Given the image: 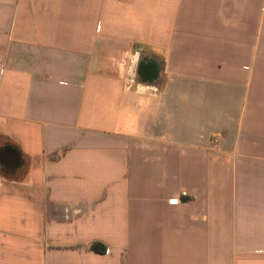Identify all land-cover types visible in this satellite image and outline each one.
<instances>
[{"label": "crops", "instance_id": "obj_1", "mask_svg": "<svg viewBox=\"0 0 264 264\" xmlns=\"http://www.w3.org/2000/svg\"><path fill=\"white\" fill-rule=\"evenodd\" d=\"M0 264H264V0H0Z\"/></svg>", "mask_w": 264, "mask_h": 264}, {"label": "trees", "instance_id": "obj_2", "mask_svg": "<svg viewBox=\"0 0 264 264\" xmlns=\"http://www.w3.org/2000/svg\"><path fill=\"white\" fill-rule=\"evenodd\" d=\"M92 250L99 252V253H102V252H105V247L102 244H94L92 246Z\"/></svg>", "mask_w": 264, "mask_h": 264}, {"label": "flooded vegetation", "instance_id": "obj_3", "mask_svg": "<svg viewBox=\"0 0 264 264\" xmlns=\"http://www.w3.org/2000/svg\"><path fill=\"white\" fill-rule=\"evenodd\" d=\"M143 55H145V53H141V55H140V57H142ZM143 58H144V56L142 57V58H140L142 61L140 62V65H139V68H137V71H142V66L144 65L142 62L144 61L143 60ZM146 62V61H145ZM140 74V76L143 78L144 77V75H143V73L141 72V73H139Z\"/></svg>", "mask_w": 264, "mask_h": 264}, {"label": "built area", "instance_id": "obj_4", "mask_svg": "<svg viewBox=\"0 0 264 264\" xmlns=\"http://www.w3.org/2000/svg\"><path fill=\"white\" fill-rule=\"evenodd\" d=\"M179 203V200H173L172 201V204H178Z\"/></svg>", "mask_w": 264, "mask_h": 264}, {"label": "rangeland", "instance_id": "obj_5", "mask_svg": "<svg viewBox=\"0 0 264 264\" xmlns=\"http://www.w3.org/2000/svg\"><path fill=\"white\" fill-rule=\"evenodd\" d=\"M122 73H123V71H122Z\"/></svg>", "mask_w": 264, "mask_h": 264}]
</instances>
